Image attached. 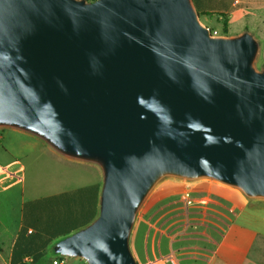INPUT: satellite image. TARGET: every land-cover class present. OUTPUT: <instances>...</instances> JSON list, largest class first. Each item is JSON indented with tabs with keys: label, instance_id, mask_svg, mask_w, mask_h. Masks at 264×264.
Masks as SVG:
<instances>
[{
	"label": "water",
	"instance_id": "water-1",
	"mask_svg": "<svg viewBox=\"0 0 264 264\" xmlns=\"http://www.w3.org/2000/svg\"><path fill=\"white\" fill-rule=\"evenodd\" d=\"M192 0H0V128L103 174L100 213L57 255L138 264L137 215L165 178L264 199V67Z\"/></svg>",
	"mask_w": 264,
	"mask_h": 264
},
{
	"label": "crops",
	"instance_id": "crops-1",
	"mask_svg": "<svg viewBox=\"0 0 264 264\" xmlns=\"http://www.w3.org/2000/svg\"><path fill=\"white\" fill-rule=\"evenodd\" d=\"M192 3L200 16L219 15L217 21L226 24L227 34L214 28L218 36L236 37L247 32L254 35L260 46L258 57H264V0H192ZM237 26L240 28L234 31ZM11 131L20 140L17 152H51L77 172L71 180L75 185L69 189L29 202L22 199L19 218L12 219L14 224L7 228L10 245L2 252L5 264H37L50 242L62 240L97 219L103 174L97 164L67 158L37 136ZM8 133L5 131L0 141ZM24 179L25 167L19 158L0 165V192L13 191ZM177 180L169 182L179 196L175 200L177 206L165 214L169 219L167 225L161 224L160 232L141 229L134 240L139 250L140 239L141 245L144 239V250L138 251L144 261L138 264H264V199H248L239 190L211 180ZM5 203L12 202L4 200ZM40 219L44 223L39 227ZM204 223L209 226L205 236L214 240L195 253L180 249L171 239L169 244L163 243L169 235L185 234L191 224Z\"/></svg>",
	"mask_w": 264,
	"mask_h": 264
},
{
	"label": "rangeland",
	"instance_id": "rangeland-1",
	"mask_svg": "<svg viewBox=\"0 0 264 264\" xmlns=\"http://www.w3.org/2000/svg\"><path fill=\"white\" fill-rule=\"evenodd\" d=\"M85 1L88 2V0ZM215 13L218 14V12ZM218 18L219 15H214L213 17L200 16V21L210 29L216 28L220 34H223V25L217 21ZM239 28L240 26H237L234 31ZM255 67L258 71H262L264 67V57H258ZM5 131L9 133L8 136H5L4 140L0 141V165H6L8 162L13 161L15 157L19 158L25 167V179L24 182L13 191L0 192V264H5L2 252L4 251L3 249H8L10 245L7 228L9 224H14V222L11 221L12 219L19 218L20 213L18 215V212L21 200L25 199L29 202L30 200L43 199L58 191L69 189L75 185L71 180L74 178L75 174H77L74 168L62 163L61 159H59L60 157H57L54 153L17 152V148L19 149L20 147V140L16 139L13 133L14 131H11L9 128H0V138ZM14 148L16 151H14ZM172 181L179 180L169 177L160 181L150 193L137 215L130 237V248L138 263H143L144 261L139 258L138 253V251L144 250V239L142 245L140 239L138 250L134 243V240L137 239V234L141 229L144 231L154 229L160 232L161 227L159 226L161 224L167 225L169 220L165 217V214L170 209H174V207L177 206L175 205V200L179 195L173 191L174 189L170 188L169 182ZM4 200H9L12 203H5L4 205ZM43 223V220L40 219L37 225L40 227ZM208 227L206 223L191 224L189 230L185 231V234H168L169 238L165 237L163 243L169 244V239H171L172 243H176L180 249L190 254L195 253L200 247H206L213 243L214 238L205 236ZM59 241L60 240H56V242H50L47 245L45 252L42 253L37 260V264H51L53 259L61 258L60 255L54 252V247ZM135 252L137 254H135ZM64 259L66 261L65 264H87L85 260L80 258L65 257Z\"/></svg>",
	"mask_w": 264,
	"mask_h": 264
},
{
	"label": "built area",
	"instance_id": "built-area-1",
	"mask_svg": "<svg viewBox=\"0 0 264 264\" xmlns=\"http://www.w3.org/2000/svg\"><path fill=\"white\" fill-rule=\"evenodd\" d=\"M211 34L214 37L218 36V33L216 31H214V32L211 31ZM64 258L65 257H63V256H61L60 259L56 258V259L53 260L52 264H65L66 261H65Z\"/></svg>",
	"mask_w": 264,
	"mask_h": 264
},
{
	"label": "trees",
	"instance_id": "trees-1",
	"mask_svg": "<svg viewBox=\"0 0 264 264\" xmlns=\"http://www.w3.org/2000/svg\"><path fill=\"white\" fill-rule=\"evenodd\" d=\"M90 1H96V0H88V2H90ZM201 15V14H200ZM211 31L212 32H214L215 30H213V29H211ZM223 34L224 35H226L227 34V26H226V24H224V26H223Z\"/></svg>",
	"mask_w": 264,
	"mask_h": 264
}]
</instances>
